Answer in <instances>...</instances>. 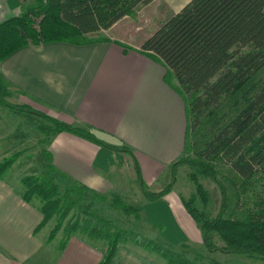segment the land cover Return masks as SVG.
<instances>
[{
	"label": "trees",
	"instance_id": "16d2710c",
	"mask_svg": "<svg viewBox=\"0 0 264 264\" xmlns=\"http://www.w3.org/2000/svg\"><path fill=\"white\" fill-rule=\"evenodd\" d=\"M152 1L23 0L18 16L0 22V62L28 45L111 42L100 33ZM113 43L123 52L131 50ZM139 52L161 62L166 75L174 77L188 113L185 155L172 164L170 183L152 193L135 166L144 200L155 201L169 193L176 182L177 168L188 166L195 193L181 198V202L201 232L204 250L257 257L264 262V0H190L159 25ZM9 96V85L0 74L1 107L39 117L37 131L44 136L40 142L46 147L40 150L44 164L41 174L21 180L22 199L28 204L38 201L43 216L34 233L56 218L48 241L55 239L70 210L80 207L86 197L141 221L142 206L129 205L117 196L109 203L100 193L59 172L48 146L55 135L67 132L117 152L132 155L130 150L103 142L89 126L68 125L29 108L13 106L6 101ZM20 153L0 162V180ZM199 177L209 179L219 189L220 208L214 217L209 209L210 195ZM92 218L95 223L88 222L83 228L78 221L65 224L61 251L80 231L91 239L105 241L98 264H118L123 251L143 264H155L120 246L125 230H117L104 216L94 214ZM216 237L222 246L216 245ZM90 242L86 244L96 250ZM158 252L169 264H192L167 248Z\"/></svg>",
	"mask_w": 264,
	"mask_h": 264
},
{
	"label": "crops",
	"instance_id": "0c3cea01",
	"mask_svg": "<svg viewBox=\"0 0 264 264\" xmlns=\"http://www.w3.org/2000/svg\"><path fill=\"white\" fill-rule=\"evenodd\" d=\"M22 5L23 0H0V22L18 16ZM146 39L137 45L115 39L80 46L63 42L28 45L0 62V74L10 90L8 103L68 125L89 126L103 142L131 151L132 155L117 152L67 132L52 138L48 151L55 168L100 194L124 186L126 176L137 180L136 165L148 190L160 192L170 183L172 164L184 154L187 105L163 64L139 52ZM113 42L131 50L123 52ZM2 116L14 118L7 112L0 114V162L7 158L11 137L15 136L16 144L26 142L17 124H11L15 128L11 130ZM31 116L37 123L31 130L35 134L40 118ZM167 173L170 178L164 179ZM21 180L16 184L22 190L5 175L0 180V264H98L105 250L90 242L94 250L78 234L61 251L59 233L48 241L53 228L40 234L50 221L34 233L43 216L38 201L28 204L22 199ZM181 198L173 186L162 198L146 201L141 218L145 226L164 234V248L179 254L193 245L204 249L201 232ZM204 253L220 255L228 264H264L257 257L231 260V255ZM118 264L143 263L122 252Z\"/></svg>",
	"mask_w": 264,
	"mask_h": 264
},
{
	"label": "rangeland",
	"instance_id": "374dc122",
	"mask_svg": "<svg viewBox=\"0 0 264 264\" xmlns=\"http://www.w3.org/2000/svg\"><path fill=\"white\" fill-rule=\"evenodd\" d=\"M32 1L33 0H26L27 3H31ZM189 1L190 0H154L150 4L139 8L132 16L125 17L120 20L114 29L110 31H102L100 35L107 39L123 41L125 44L130 43L131 45H137L143 41L142 39H146L149 35L153 34L161 23H163L172 14L178 12ZM3 112L12 114L14 117L6 118L2 116L3 122H7V124L9 122V128L11 130L15 129L12 125L17 124L16 128L19 127V131L25 135L24 141L26 142L23 144H16L17 142H15V136L8 140L9 153L7 158L18 152L21 153L12 167L5 174L6 180L10 181V183L16 186L17 189L22 190V188L16 184L17 180L20 178L23 179L25 176L29 175L38 176L41 174L42 160L40 157V150L45 146L41 145L40 142L43 140L44 136L39 134L38 131H35V134L31 132L33 126L37 124L35 120L33 123V116H31V114L22 113L0 106V114ZM28 128L30 129L28 130ZM18 132H16V134H18ZM183 155H185V152ZM191 171L192 170L188 166H180L176 170V182L174 184L175 191L184 199H187L191 194L195 193L194 185L188 178ZM169 176L170 174L167 173V175L163 178H170ZM125 178L126 181L122 180V182H126L124 186L122 185L121 187H116L110 192L101 195H103L109 203L112 198L117 196L118 198H122L129 205L142 206L144 208L146 201L140 192L137 181L132 180L131 176H126ZM199 183L210 195L211 204L209 209L211 216L214 217L220 208L219 189L215 183L209 179L199 177ZM125 186L128 187L125 188ZM60 188L61 190H64V183H61ZM230 189L231 188H229L228 194L232 197V191ZM94 214L104 216V218L110 220L112 226H114L117 230L122 229L126 231L119 243L122 248L129 249L143 258L147 259L148 257L151 261L153 259V261L157 264H169L167 260L158 252L166 249L163 247V245H165V238L161 231L157 228L152 230L151 228L145 226L142 220L139 222L132 216H125L121 212L111 209L108 207L107 203H93L90 201L89 197H86L84 203L81 204L80 207H73V209L70 210L69 216L64 221V227L66 228V226H69V224L75 221L79 222V228H83V226L88 222L90 225H93L95 223L92 218ZM66 223L67 225L65 226ZM55 224L56 218H53L40 234L43 235L49 233ZM64 227L59 232L62 240L65 239ZM77 234L85 240L93 241L98 248L105 250V241L91 239L80 231H78ZM172 235L174 238H177L176 233H172ZM215 243L218 246L223 245L217 237L215 239ZM182 249L186 250V248ZM204 252L205 251L201 248V246L193 245L189 251L181 253L180 258L189 260L192 264H213V262L228 264L225 260L222 261V257L220 255H205L207 253ZM231 258H233L231 260H238L234 259L237 258V256H232Z\"/></svg>",
	"mask_w": 264,
	"mask_h": 264
}]
</instances>
